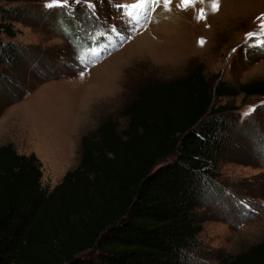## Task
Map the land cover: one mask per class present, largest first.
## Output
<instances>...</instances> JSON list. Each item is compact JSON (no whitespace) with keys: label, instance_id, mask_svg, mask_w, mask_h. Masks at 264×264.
<instances>
[{"label":"trees","instance_id":"16d2710c","mask_svg":"<svg viewBox=\"0 0 264 264\" xmlns=\"http://www.w3.org/2000/svg\"><path fill=\"white\" fill-rule=\"evenodd\" d=\"M7 1L0 3V110L29 58L42 62L40 50L12 40L6 22L32 17L14 3L29 0ZM67 9L53 7L52 20L72 28ZM238 93L264 95V82L215 81L195 64L141 84L119 111L122 123L106 117L80 136L76 164L50 189L33 152L1 143L0 264H196L202 221L228 191L219 166L237 159L234 129L264 152L256 133L234 121L232 105L220 102ZM218 264H264V237Z\"/></svg>","mask_w":264,"mask_h":264},{"label":"rangeland","instance_id":"374dc122","mask_svg":"<svg viewBox=\"0 0 264 264\" xmlns=\"http://www.w3.org/2000/svg\"><path fill=\"white\" fill-rule=\"evenodd\" d=\"M50 2H14L35 14L6 21L12 40L40 50L42 62L29 58L0 110V144L33 152L49 189L76 164L80 136L106 117L122 123L119 111L141 84L182 75L195 64L215 81L264 82V0H218V11L213 0L188 6L181 0L167 6L164 0H69L72 28L52 20ZM163 7L165 17L158 11ZM220 102L232 105L234 121L254 131L264 148V95L238 93ZM234 130L237 159L219 166L218 182L228 191L216 195L211 216L202 221L196 264H218L225 253L264 237V152L251 134Z\"/></svg>","mask_w":264,"mask_h":264},{"label":"snow or ice","instance_id":"6c2138e0","mask_svg":"<svg viewBox=\"0 0 264 264\" xmlns=\"http://www.w3.org/2000/svg\"><path fill=\"white\" fill-rule=\"evenodd\" d=\"M155 2L157 4H159L160 0H155ZM192 0H181V4L184 5V6H188L189 4H191ZM69 3V0H63V3H61V0H51L50 3H46L45 4V7L51 9L53 7H63V6H66L67 4ZM171 3V0H164V4L165 6H167L168 4ZM91 7H94V5H89ZM143 5H134V7H142ZM119 8H124L126 7L125 5H118ZM211 7L214 11H218L219 10V2L218 0H213L212 4H211ZM204 18V15H203V10H201V16H200V19H203ZM261 28L264 29V24L261 25ZM249 37H251L253 35V33H248L247 34ZM203 43V41H201V44ZM235 51V49L233 50ZM83 75V73H81V76ZM252 111H255V109H251L249 112H246L245 115L248 116L251 114Z\"/></svg>","mask_w":264,"mask_h":264},{"label":"bare ground","instance_id":"6f19581e","mask_svg":"<svg viewBox=\"0 0 264 264\" xmlns=\"http://www.w3.org/2000/svg\"><path fill=\"white\" fill-rule=\"evenodd\" d=\"M163 8H164V9H163ZM163 8H160L158 11H159V13H161V15H162L163 17H165L166 11L162 12V10H165V7H163ZM169 18H170V16H169ZM166 19H167V18H166Z\"/></svg>","mask_w":264,"mask_h":264}]
</instances>
